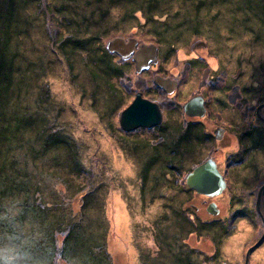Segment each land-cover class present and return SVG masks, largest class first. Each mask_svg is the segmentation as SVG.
<instances>
[{
  "label": "rangeland",
  "instance_id": "1",
  "mask_svg": "<svg viewBox=\"0 0 264 264\" xmlns=\"http://www.w3.org/2000/svg\"><path fill=\"white\" fill-rule=\"evenodd\" d=\"M144 1L0 0L1 10L13 5L18 19L31 21L23 26L25 34H17L18 45L12 43L18 53L17 93L7 109L28 110L35 120L19 130L11 150L0 144V163H16L13 172L22 178L26 174L25 181L37 185L43 204L55 208L49 221L81 222L85 239L93 241L87 245L90 253L100 246L105 264H179L172 256L179 250L181 264H243L245 253L263 234L264 190L260 215L255 200L264 185V123L255 111L264 103V0H158L143 8L152 19L138 11L130 16ZM73 35L91 36L94 42L76 48ZM63 38L70 40L57 47ZM117 39L125 44L108 50L117 69L113 75L100 60V50ZM131 40L156 49L157 60L144 72H137ZM219 76L225 77L226 87ZM156 77L169 80L170 89L158 86ZM137 92L159 105L162 121L150 130L124 133L119 114ZM196 94L204 97L203 118H189L182 111ZM41 113L45 124L38 121ZM259 113L264 117V109ZM188 122L199 123L204 138L182 151L175 168L164 167L161 159L171 158L165 157L170 134L178 135ZM39 126L60 129L69 138L68 147L40 152ZM218 126L228 131L223 136L218 131L216 140ZM249 128L262 131L254 146L240 139ZM156 157L160 160L151 165ZM208 158L227 184L212 199L185 185L186 174ZM8 178L2 172L0 183ZM203 200L214 202L218 215H208ZM119 204L127 215L120 227L114 219ZM62 226L56 235L62 234ZM57 240L59 244L61 238ZM56 264L76 263L58 259ZM248 264H264V241L250 252Z\"/></svg>",
  "mask_w": 264,
  "mask_h": 264
},
{
  "label": "trees",
  "instance_id": "2",
  "mask_svg": "<svg viewBox=\"0 0 264 264\" xmlns=\"http://www.w3.org/2000/svg\"><path fill=\"white\" fill-rule=\"evenodd\" d=\"M246 1L254 2V0ZM157 3L158 0H145L144 5L139 6L130 16H134L135 12L138 11L141 12L144 19H152V16L144 15L148 8L153 7V5ZM8 4H10V2ZM143 8H147L146 11ZM15 12L16 9L13 8V5L5 7L4 10L0 9V144L5 142L2 145L7 146V152L12 149L11 143L13 140L22 132L19 130H23L24 132L25 129L35 124L34 118L30 113H27L28 110L16 112L15 105L7 109L9 102L15 96L12 94L17 93L14 88L17 77L14 63L18 53L16 51V46L12 47V43L17 42L18 45L19 41L17 34L21 31L25 34L26 28L23 26L31 22L27 19H18ZM19 22L22 23L18 24ZM71 38V45L76 48H82V44L84 43L93 44L94 42V37L91 36L79 37L73 35ZM69 40L70 38L61 39L58 41L57 47H61L64 42H68ZM95 49H97L96 46L92 50ZM80 50L84 51L82 49ZM100 55V60H105L107 63L106 69L113 73V75L116 74L115 72H117V69L111 65L112 57L107 48L105 50H100ZM38 119L39 123L45 124V120H43L45 119V115L43 113L40 114V118ZM60 132V129L53 130L39 126L36 135V140L41 143L39 151L45 153L46 150L52 151L58 147L67 148V141H69V138L64 134L60 135ZM261 133L262 131L257 128L245 129L240 139L245 140L248 138L250 145L254 146L259 142ZM170 135H172V143L168 144V148L167 145L165 147V154H167L168 151L170 154L165 157H170L171 155V158L168 160L161 159V162L164 161V167L167 163L170 168L171 166L175 168L176 161L180 158L179 156L182 151L189 148L190 143L194 140L195 142H197V140L201 141L205 136L200 124L191 122H188L185 127H182L178 135H176V131ZM122 144L125 145L123 141ZM153 147H157V145H153ZM40 157L44 156L40 155ZM159 160L160 159L156 157L151 160L150 164L154 165V163ZM16 165L17 164H14V162L0 163V174L5 171L9 175L7 181L0 183V264H3L6 250L16 255L17 260L15 264H56L58 259H64L65 261L70 260L76 264H105V251H103L100 246L96 248L97 244H94L93 247L98 251L96 253H90V248H88L87 245L93 244V241L91 238L85 239V226L83 225L82 228L81 222L79 223L75 220V222L66 225L62 221V218H60L58 222L49 221L51 212L55 211V208L52 209L49 205L46 206L43 204L37 185H32L28 180L25 181V179L28 178L26 174H24L25 178H22L21 175L13 172L14 170L12 167ZM148 167L149 165L146 164L142 169L143 181L146 178ZM20 179H22V181H19ZM187 190L193 192L188 188ZM4 196L7 197L4 198ZM86 196L87 195L83 196L84 202L82 206L85 205ZM53 205L56 206V204ZM174 212L180 211L176 209ZM186 221H188V219H186ZM188 222L196 228V226H194V221ZM60 223L63 225L62 227H66L62 228L60 232V234L62 233L61 235H56L61 229ZM183 223H185V221H183ZM26 225L30 226L28 231L25 230V227H27ZM184 227L185 224L184 226L181 225L180 228L183 229ZM159 232L163 233L161 230H159ZM58 237L61 238L59 244L57 240ZM164 237L166 238V236ZM177 239L172 241L174 246H177L175 245ZM164 242L166 241L164 240ZM169 243L171 242H166L168 245L167 251L172 253V245ZM175 248L176 247H174V249ZM180 252L179 250V254ZM179 254L172 253V256L175 262L181 264L182 257L179 256ZM81 255L84 257H81ZM72 256H80V260L75 261L74 259L76 257L73 258ZM107 264L110 263L108 262Z\"/></svg>",
  "mask_w": 264,
  "mask_h": 264
},
{
  "label": "water",
  "instance_id": "3",
  "mask_svg": "<svg viewBox=\"0 0 264 264\" xmlns=\"http://www.w3.org/2000/svg\"><path fill=\"white\" fill-rule=\"evenodd\" d=\"M116 42L121 43V45H116ZM123 44L125 43L117 39L116 41L111 42L108 45L107 50H109L110 52L114 51L112 49V45L116 48H122ZM132 45L134 46L133 40H131L130 43L131 49L133 48ZM155 53L156 49L153 45L140 46L139 49L135 51L134 59L138 60V62H136V69L138 68L137 72L147 70L150 62L155 63ZM138 63H141L142 67L139 66ZM155 82L158 86L161 85L162 88H164L165 90L170 89L169 81H164L161 80L159 77H156ZM259 109L260 108L257 107L255 115L261 122L264 123V119L259 115ZM182 110L183 113L189 117H203L205 114L203 99L200 96H194L190 98L187 102L184 103V105L182 106ZM161 121L162 115L159 106L154 102L144 99L140 92H137L135 94L134 99L131 101V103L125 109H123L119 115V125L125 133L133 132L138 128L152 129L156 126H159L161 124ZM218 137L219 133H217V138ZM185 183L187 187L196 192V194L208 198H214L216 196L221 195L226 188V182L221 173H219L216 163L212 159L204 161L203 163L194 167L189 173H187L185 177ZM263 189L264 185L259 189L255 201V208L258 212V215H260L259 202ZM207 212L211 215L218 214V210L216 209L214 203L208 205ZM263 239L264 233L261 238L245 253L244 264H248L250 252L253 249L257 248L259 244L262 243Z\"/></svg>",
  "mask_w": 264,
  "mask_h": 264
},
{
  "label": "bare ground",
  "instance_id": "4",
  "mask_svg": "<svg viewBox=\"0 0 264 264\" xmlns=\"http://www.w3.org/2000/svg\"><path fill=\"white\" fill-rule=\"evenodd\" d=\"M219 78V80H217V81H219V82H223V84L222 85H224L225 83H224V78L225 77H218ZM197 96H200V95H197ZM155 103V102H154ZM157 104V103H156ZM258 108H260L261 110L262 109H264V103H262V104H260L259 106H258ZM261 116V115H260ZM262 117V116H261ZM257 118V117H256ZM263 119H264V117H262ZM258 119V118H257ZM259 120V119H258ZM260 121V120H259ZM215 130H216V132H218V131H220L221 130V128H215ZM243 134V133H242ZM242 134H241V136H242ZM240 136V137H241ZM114 219H115V221H117V224H118V227H120L121 225H123L124 223H125V220L127 219V215H125V213H124V208L122 207V205L121 204H119L118 206H116L115 207V211H114Z\"/></svg>",
  "mask_w": 264,
  "mask_h": 264
},
{
  "label": "flooded vegetation",
  "instance_id": "5",
  "mask_svg": "<svg viewBox=\"0 0 264 264\" xmlns=\"http://www.w3.org/2000/svg\"><path fill=\"white\" fill-rule=\"evenodd\" d=\"M223 87H226L225 86V84L223 85ZM197 95H200V94H196V95H194V96H197ZM200 96H202L203 97V95H200ZM203 99H204V97H203ZM205 108H206V106H205ZM259 121V120H258ZM260 123H263V122H261V121H259ZM216 128H221V130H220V133H221V136H223V135H225V133H227V128H225V127H220V126H218V127H216ZM216 131V130H215ZM251 139V138H250ZM245 140H247V142L249 143V139L247 138V139H245ZM249 145H250V143H249ZM208 159H211V158H208ZM208 159H206V160H208ZM206 160H204V161H206ZM203 161V162H204ZM203 162H201V163H203ZM201 163H199V164H201ZM198 164V165H199ZM231 164V163H230ZM197 166V165H196ZM196 166H194V167H196ZM193 167V168H194ZM192 168V169H193ZM217 168H218V166H217ZM218 170H219V168H218ZM220 171V170H219ZM225 179V178H224ZM193 193H195V192H193ZM196 194V193H195ZM257 194H258V192H257ZM257 194H256V196H257ZM262 194H263V192H262ZM197 195V194H196ZM204 197V196H203ZM219 197V196H218ZM206 198V197H205ZM261 198V197H260ZM207 199H212V198H207ZM261 200V199H260ZM211 203H214V202H212V201H207V200H203L202 201V205H204V204H206V209H205V211H206V213H207V206L208 205H210ZM215 204V203H214ZM259 206H260V202H259ZM193 207V209L194 210H197V207H194V206H192ZM215 207H217L216 206V204H215ZM218 213H219V210H218ZM208 214V213H207ZM209 215V214H208ZM218 215V214H217ZM215 217V216H214ZM210 222H213L214 224H217L214 220H211ZM215 227V226H214ZM216 230H217V228H216ZM216 230H213V231H216ZM217 233V232H216ZM261 238V237H260ZM263 242V241H262ZM262 244V243H261ZM261 244H259V246L256 248V249H258L260 246H261ZM251 248V247H250ZM244 262H245V259H244ZM244 262H243V264H244ZM222 264V263H221Z\"/></svg>",
  "mask_w": 264,
  "mask_h": 264
},
{
  "label": "clouds",
  "instance_id": "6",
  "mask_svg": "<svg viewBox=\"0 0 264 264\" xmlns=\"http://www.w3.org/2000/svg\"><path fill=\"white\" fill-rule=\"evenodd\" d=\"M193 206V205H192ZM195 207V206H194ZM17 260V257L15 254L13 253H9L7 250H6V253H5V256H4V259H3V264H15Z\"/></svg>",
  "mask_w": 264,
  "mask_h": 264
}]
</instances>
